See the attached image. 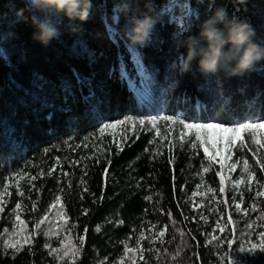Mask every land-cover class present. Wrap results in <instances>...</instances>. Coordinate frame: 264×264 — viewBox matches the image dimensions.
<instances>
[{
  "label": "trees",
  "instance_id": "16d2710c",
  "mask_svg": "<svg viewBox=\"0 0 264 264\" xmlns=\"http://www.w3.org/2000/svg\"><path fill=\"white\" fill-rule=\"evenodd\" d=\"M90 2L89 18L81 23L53 9H30L27 0H0V193L5 201L0 264H229L234 257L264 264V254L247 251L261 243L259 232L264 231V196H256L264 192L261 184L236 191L225 183L220 192L215 173L221 169L211 162L207 178L220 199L202 197L198 206L190 196L191 165L176 151H158L148 136L98 138L101 121L150 118L153 111L201 123L215 122L209 117H264V60L237 76L204 75L196 60L189 71L181 70L188 37L197 36L202 22L219 7L227 9L229 19L248 21L256 31L254 41L264 46V0ZM125 3L130 6L127 12L121 11ZM20 9L25 10L23 17L17 14ZM144 15L154 19V28L145 46L132 45L125 32L133 17ZM45 16L61 29L47 46L33 38V18ZM141 66L151 76V91L140 75ZM73 69L83 83H77ZM90 91L96 99H89ZM197 100L206 109L203 114L193 111ZM117 144L123 151L118 152ZM56 195L61 201L52 208ZM16 202L20 210H14ZM235 202H241L240 212ZM17 215L25 222L24 232L17 227ZM43 215L48 219L37 229L35 223ZM226 218L229 223L216 237L214 226ZM29 235L30 243H25L23 237ZM81 235L84 245L75 252L69 245L76 246ZM5 241H19L20 247L8 249ZM46 242L49 248L43 246ZM124 243L129 244L127 253ZM241 245L244 252L239 251ZM52 247L57 253L49 255Z\"/></svg>",
  "mask_w": 264,
  "mask_h": 264
},
{
  "label": "snow or ice",
  "instance_id": "6c2138e0",
  "mask_svg": "<svg viewBox=\"0 0 264 264\" xmlns=\"http://www.w3.org/2000/svg\"><path fill=\"white\" fill-rule=\"evenodd\" d=\"M112 19L115 23H118V21H119L118 17H113ZM106 28H107L109 33H112L115 31L114 27L111 24L106 25ZM129 50L134 51L132 49H129ZM90 55L93 56V62H94V54H90ZM33 75H34L35 79L40 80V81H44V77L42 75H40L39 73H34ZM72 75L76 79L77 83H83L84 82V78H81L79 72H77L75 69L72 70ZM140 75H142L144 77L146 86H148L149 91H151V89H150L151 76L146 70L143 69L142 66L140 69ZM122 78H124L123 75H122ZM39 87L42 90L43 85L41 84ZM64 91H69V89L65 86ZM89 99L90 100L96 99V95H95L94 91L89 92ZM45 106H47V105H45ZM193 111H195L198 114H203V112L206 111V109L201 104V102L199 100H197L196 104L194 105ZM51 116H52V113L49 112L46 118L50 119ZM149 116H150V118L147 120H145L143 118H140L137 120V119L133 118L132 116H127L125 119H117L116 121L111 122V123H103L101 121L100 126L98 128V131L101 135H103V133L105 132L106 129H113V128H116L118 125H124L125 126V132H127V125H132L133 127L139 126L140 129L146 130L148 132H151L154 129L155 134L157 136H160L161 135V129L157 126L159 121H165V122H168L169 124H177V125L182 126V129L184 130L181 132V136L184 137V143L190 144L191 148L196 149L197 151L200 148H203L204 149V155L207 158V160L210 162L214 160V157L208 156V150L210 147L212 148L213 151L216 150L215 145L209 143L208 133H209V130H211V129L218 130L220 133H231V135L227 137V143L226 144H224L225 137L223 135L220 137L222 149L227 148L229 151V155L226 157L227 159H232L231 151H232L233 146H236L237 140L240 141L239 147L240 148L247 147L249 150H251L253 152L254 157H255V154L260 151V149H264V143H261V139H258V137L264 138V133L261 132V129H264V117L257 116L255 114L243 116L242 118H233L230 121L225 120V119H221L220 117H209V119L215 121L213 123H209L207 121L202 122V123L201 122H186L185 119L178 118L176 115H161L160 112H158V111H153L152 113H149ZM25 123H27V122H25ZM149 125L151 126V128H148ZM241 132L248 133L250 140H251V144H254L257 146L255 149H252L250 145L245 144L244 138L239 135ZM85 139H87V137H85ZM125 139H128V138L125 137ZM116 147L118 149V152L123 151V148H121L118 144L116 145ZM44 151L47 152L48 149L45 148ZM261 155L264 156V153H261ZM241 160L243 162L244 172L247 174L248 183H249V185H251L252 180H256L258 178L256 175V171L252 169V166L250 165L249 160L247 158H244L243 156H241L240 159L235 160L231 164H227L226 167L229 171H235L237 168V164L240 163ZM111 162L112 161L110 159L107 161L108 164H111ZM255 163L260 166L261 171H264V159H256ZM204 171L208 172L209 167H205ZM107 172H108V169L105 168L104 173L107 174ZM48 175H52V171H49ZM65 175H67V173H65ZM215 175L220 177L219 191L223 192L224 191V185H225V178H224V176L221 175L220 172H216ZM31 179L35 180L36 177L32 176ZM243 181H244V176L241 175V177L239 179H236L234 183H235V185L238 186ZM258 182L261 183L262 186H264V181H258ZM2 183H3V181H2V179H0V184H2ZM197 187H200V185H197ZM208 190L214 191V189H212V188H209ZM24 195H25V193L23 191L19 192V196L23 197ZM192 195L195 196V195H197V193L193 192ZM256 196L257 197L264 196V192L257 191ZM103 198H104V194L102 192L99 199L102 200ZM149 199H151V198L149 197ZM232 200L235 201L236 198L233 197ZM60 201H61V197L59 195H56L55 196V202L52 203L51 207L55 208L56 205L60 203ZM242 201H243V194H241V202ZM241 202H235V204H234L235 210L237 212H240V210H241ZM4 203H5V201L3 199V193H0V213L5 212ZM20 209H21V203L16 202L14 205V210H20ZM31 209L33 212L37 211V207H36L35 203H33L31 205ZM253 211H255V204H253ZM88 212H89L88 209L84 210L85 215H87ZM221 212H223V209H221ZM245 214H247V208H245ZM60 218H61V212H57V219H60ZM201 218L204 219L203 216ZM47 219H48L47 215H43V216L39 217L37 222L35 223V227L37 229H39L41 224H43L44 221ZM185 219H187V217H185ZM260 219H264V213L261 214ZM16 220H17V227L19 228L20 232H24L25 231V226H24L25 222L23 220H21L18 215L16 217ZM120 223L122 224L123 221H120ZM175 223L176 222L173 220V224H175ZM223 223H224V225H227L229 223V220L226 218V219H224ZM216 226L218 228L221 226L219 221H217ZM73 227H75V225H73ZM246 227L248 229H252L253 223H247ZM84 231L85 232L88 231L87 227H85ZM96 231H100L99 227H97ZM210 234L211 233H209V235ZM44 235H48V233H44ZM163 235H164V232L160 231V236L162 237ZM259 237H260L261 243L253 244L250 248L247 249V251L249 253H251L252 255H256L257 252L264 254V231L259 232ZM141 238H143V235ZM191 238H192V240H196L195 235H193ZM23 239H24L25 243H30L31 236L30 235L24 236ZM216 239L217 238L215 236H212V240H216ZM149 240H150V238H149ZM84 242H85L84 236L81 235L77 238L76 246L69 245V247H74L75 252H79V251H81V246L84 245ZM211 242H212L211 240L208 241L209 244H211ZM60 243L63 244L64 241L60 240ZM135 243L137 245H139L140 240L139 239L136 240ZM161 243H163V241H161ZM5 246L8 249L17 250L20 247V243H19V241H16V242L5 241ZM43 246L45 248H49L50 244L46 242ZM228 246L232 247L230 239L228 240ZM123 248H124V251L126 253L130 251L128 243H124ZM145 250L149 251V252L152 251L151 247H147ZM64 251L67 252L68 248H65ZM157 251H159V249H157ZM239 251L244 252L245 248L241 245V246H239ZM75 252L73 253V255L75 254ZM54 253H57V249L55 247H52L49 255H52ZM193 255H195V253H193ZM231 255H232V253H227V252L225 253V256H231ZM189 259H191V257H189ZM229 264H249V262L242 260L240 258L234 257L229 262Z\"/></svg>",
  "mask_w": 264,
  "mask_h": 264
},
{
  "label": "clouds",
  "instance_id": "9594fccd",
  "mask_svg": "<svg viewBox=\"0 0 264 264\" xmlns=\"http://www.w3.org/2000/svg\"><path fill=\"white\" fill-rule=\"evenodd\" d=\"M27 4L30 9H53L69 21L81 23L87 21L91 9L90 0H27ZM129 7L125 3L121 11L127 12ZM24 11L20 9L17 14L23 17ZM33 24L36 27L33 38L45 46L61 34L59 25L49 16L34 17ZM154 25V19L148 15L133 17L125 36L132 45L145 46ZM255 35V28L248 21L229 19L227 9L219 7L202 22L197 36L188 37L181 70L189 71L192 61L196 60L198 70L204 75H242L254 63L264 60V46L254 41Z\"/></svg>",
  "mask_w": 264,
  "mask_h": 264
},
{
  "label": "rangeland",
  "instance_id": "374dc122",
  "mask_svg": "<svg viewBox=\"0 0 264 264\" xmlns=\"http://www.w3.org/2000/svg\"><path fill=\"white\" fill-rule=\"evenodd\" d=\"M178 118L184 119L180 116H178ZM144 119L147 120L149 118ZM157 126L161 129L160 136H157L155 134L154 129L151 132H148L146 130L140 129L139 126L133 127L132 125H127V132H125V126L118 125L116 128L106 129L103 135L98 133V138H101L106 134L116 135L118 138L127 135L132 140L138 139L142 136H148V138L155 145V148L158 151L167 148L176 151L178 153L177 156H180L183 159L189 161V164L191 165L190 167L192 169V172L190 180L192 182V186L190 189V196L193 202L198 206L201 204L200 199L202 197L210 196L212 197V199L217 201H219L220 199L217 190L213 188L207 178V173L210 171L211 162H214L219 165L221 173L225 178V183L230 184L236 191L240 190L241 187H246L247 189L251 190L260 188L261 183H259L258 181H262L260 180V177H264V171L260 170V166L255 163V160L264 159V156L261 155V153H264V149H260V151L257 152L254 157L253 152L247 147L240 148V141L237 140L236 146H233L231 151L232 159H227L226 157L229 155V151L227 148L222 149L220 137L222 135L225 137L224 144H226L227 137L230 136L231 133H220L218 130L211 129L208 133L209 143L215 145L216 150L213 151L211 147L209 148L208 156L214 157V160L210 162L205 157L203 148H200L197 151L196 149H192L190 144L184 143V137L181 136V132L184 131L182 129V126L177 124H169L165 121H159ZM148 128H151V126L149 125ZM261 132L264 133V129H261ZM239 135L244 138L245 144L250 145L252 149H255L257 147L256 145L251 144V140L248 133L241 132ZM258 139H261V143H264V138L258 137ZM241 156L247 158L249 160L250 165L252 166V169L256 171L258 179L252 180L251 185H249L247 174L244 172L242 160L240 161V163L237 164V168L235 171H229L226 167L227 164L233 163L235 160L240 159ZM205 167H209L208 172L204 171ZM241 175L244 176V181L237 186L234 182L236 179H239ZM197 185H200V187H197ZM261 187L264 189V186H262V184ZM209 188L214 189V191H209ZM193 192H196L197 195L193 196ZM220 224L221 226L219 228L216 225L213 228V235H215L216 237H219L224 231L223 221H221Z\"/></svg>",
  "mask_w": 264,
  "mask_h": 264
}]
</instances>
